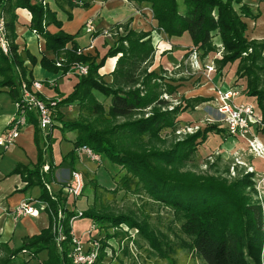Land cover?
I'll return each instance as SVG.
<instances>
[{
	"label": "trees",
	"instance_id": "trees-1",
	"mask_svg": "<svg viewBox=\"0 0 264 264\" xmlns=\"http://www.w3.org/2000/svg\"><path fill=\"white\" fill-rule=\"evenodd\" d=\"M63 1L67 7L74 5L72 0ZM133 1L148 4L152 21L150 30L123 25V31L116 35L111 45L106 46L101 54H92L77 53L85 46L77 43L76 34L61 29L53 33L46 30L48 24L59 28L62 22L46 4L31 0H0L7 42V53L0 50V88H4L16 104L15 114L9 122L23 109L25 124L33 127L36 148L35 162L16 164L12 173L24 181V191L38 186L36 199L47 207L46 227L36 234L21 237L19 245L13 247L9 239L0 236V264H26L39 254H43L39 264H72L68 256L70 227L67 221L73 212L64 208L66 196L61 195L60 189L50 196L44 183L52 180L53 169L61 161L68 158L72 167L74 151L80 145L88 146L92 152L123 170L114 179L116 189L143 194L168 209L186 239L181 240V246L203 264H264V211L249 177L226 181L216 174L179 170L193 162L197 145L206 139L207 134H222L221 126L207 124L173 143L159 136L161 130L174 131L185 108L193 107L205 98L197 95L185 97L168 109L170 101L163 95L173 93L177 84L163 80L161 74L151 67L156 51L151 31L162 32L170 39L186 35L190 50L193 49L199 57L218 52L219 56L212 60L216 76L224 73L225 65L235 62L230 83L233 86L238 79H244L243 101L250 98L263 118L264 39H248L245 34V19L256 15L242 0H181L182 9H179L177 0ZM86 5L82 3L83 7ZM18 8L29 12L27 27L42 37L44 51L51 53L52 57L44 53L35 55L26 48L17 50L14 23L18 19ZM65 18L70 19L67 11ZM115 56L109 72L110 81L106 82L98 69L107 58ZM57 58L62 60L55 65ZM36 63L47 71H60L61 74L68 72L75 63L86 66L85 74H70L73 81L68 92L57 91L59 98L53 104H45L53 122L44 134L37 123V111L27 109L28 104L19 91L20 80L27 85L33 80L31 67ZM95 92L107 99L106 106L95 97ZM37 96L45 100L42 95ZM73 103L87 115L64 119L60 108ZM54 128L61 133L74 132L70 140L72 147L58 164L50 158L45 159L54 139L51 135ZM224 131L228 135L226 129ZM166 144L167 147L162 148ZM44 164L46 169L42 168ZM90 186L96 192L99 184L91 178ZM58 207L63 214L59 221L63 238L56 244L51 224ZM81 216L90 218L102 231L96 264H110L103 251L106 239L112 236L107 233V228L121 224L136 229L147 257L156 256L174 264L173 247L167 235L153 231L144 219H137L129 213H105L94 205ZM134 244L140 247L136 239ZM121 250L125 255L129 253L127 242ZM112 264L126 263L116 258Z\"/></svg>",
	"mask_w": 264,
	"mask_h": 264
},
{
	"label": "rangeland",
	"instance_id": "rangeland-1",
	"mask_svg": "<svg viewBox=\"0 0 264 264\" xmlns=\"http://www.w3.org/2000/svg\"><path fill=\"white\" fill-rule=\"evenodd\" d=\"M242 1L246 3L250 7L252 13L256 15L255 18L245 19L247 25L245 32L246 37L248 39L255 40L264 39V24L258 22L260 20L259 17L264 14V11L259 10L258 6L256 7L254 5V2L259 3L260 0L254 2L251 0ZM177 2L179 9H182L183 4L181 0H177ZM16 13L21 17L24 13V17L28 20V11L26 9H20L18 12L16 9ZM117 19L118 16L114 20ZM151 26L152 24L150 25V28ZM145 28H147V26H145ZM79 33H81V31H79ZM258 34L262 37H257ZM151 36L156 50L154 57H152V62L154 59L159 60L160 56H164L162 62L165 64L158 66L156 63L157 65L156 67L154 66V69L159 72V74H161L163 80H171L173 84H177V87L173 93L169 95H163V97H166L167 100L170 101L167 108L170 109L172 106H175L179 103V101H181L182 98L185 97L197 95L205 98L204 101H201L193 107H186L179 120H177L178 125L176 124L175 130H161L159 135L160 138H166L169 143H173L174 141L181 140L186 135L192 134L196 130L202 129L205 125L211 123H214L219 127L221 126L223 130L222 134H216L212 132L207 134L206 139L197 145L193 162L180 167L179 170L192 171L194 174H216L218 177L220 176L225 178L226 181H230L238 177L240 178L242 176H248L255 186L254 188L256 190L255 192L257 199L259 198L257 194L260 192L259 201L262 202L264 211V173L260 172L262 168V161H259L260 159L256 160L257 158H262L264 156V148L262 157L254 155L252 156L247 151V143L245 139L238 137L233 138L225 134L224 123L216 111L218 106L216 97L217 90L224 91L231 89L232 91H236V93L239 94L238 96L236 95L238 100H244V79H238L233 86L230 83L233 78L235 62L225 65L223 69L226 70V72L229 69L227 73L224 71V73L219 75L217 74L216 76L215 67L212 60L219 56L217 51L209 52L205 57H199V55L196 54V57L193 58L191 55H189L191 51L190 45L179 47L177 45L168 44L166 41L170 40V38H168L162 32L151 31ZM80 37V40L86 39V36L83 34ZM214 40L218 45V38L215 37ZM182 42H179L178 44H182ZM160 43L163 44L162 47H159ZM94 45L98 48L97 50L99 54H101L105 49V46L102 45V38L100 37L96 41L94 40ZM176 48L178 49L176 50ZM34 54L37 55V53ZM164 60L166 62H164ZM206 65L211 66L212 71L207 70V68H205ZM34 66H37V72H39V68H41V74L44 73L47 76L33 78L34 80H37L41 83V87L38 92L43 96V98H48V101L55 102L56 98H59L57 91H63L65 93L69 91V87L73 81L71 75L61 74L60 71H57L56 73L47 71L46 69L40 67L38 63L34 64L33 67ZM45 81H53L54 85L47 86ZM209 88H211V91ZM94 94L95 97L101 101L104 106H106L107 99L103 98L96 92ZM246 100L253 105V102L250 100V98ZM61 112L63 114V118L66 120H73L87 115L84 110H79L78 105L74 103L63 107ZM146 115L147 114H144V116ZM117 120L120 121L119 119ZM66 132L71 131H65L64 133ZM57 134H61L58 129H56L55 132H52L51 135L53 137ZM247 135V138H253V128H250ZM60 139V137H58L59 141H57L56 138L53 139L49 146L47 159H51L52 157L51 161H54L55 164L61 161L62 157L65 156L72 147L70 142ZM166 147L167 144L162 148ZM73 156L74 164L76 165L80 162L81 165L77 168H71L81 173L83 186L78 197H66L64 208L75 214L77 211L82 213L86 211L91 205H94L97 209H101L105 213H129L134 215L137 219H144L152 227L153 231L167 235L173 247L172 250L174 254H172V259L174 264H203L202 261L192 256L184 247L181 246V240L186 241V239L179 232L178 223L173 221L172 215L168 209L158 203L150 201L143 194H136L132 193L131 191H124L123 189L115 188L116 183H114V179L116 180L123 171L119 168V166L110 163L107 159L100 156V161L96 163L95 161L89 160L82 153L77 152L76 150L74 151ZM253 157L256 158L253 159ZM64 162L68 163L69 159H65ZM61 166L65 167L64 165ZM66 168H68V166ZM230 168H232V170H230ZM91 178L99 184L96 192H93L90 186ZM49 184L52 188L56 187L57 189L58 187L53 183L51 184L49 182ZM50 194L53 193L51 192ZM57 212L63 216L62 210H60L58 207L56 209L55 215L52 217L55 218ZM44 214L47 217L46 213H42V216H44ZM76 214L78 215V213ZM46 217L44 216L45 222H47ZM67 222L69 225V221ZM91 224L94 228L89 232V225ZM69 226L72 235L79 238L80 242L83 244L94 239L98 241V239L103 236L101 229L98 228L97 225L88 217L79 215ZM135 230V228H129L124 224H121L117 227L107 228V233L112 234V236L106 239L107 245L103 248V251L105 255L110 258H108V262L110 261V264L115 262L116 258H120L126 264H170L164 259L156 256L147 257L145 245L143 241L139 239ZM51 231L54 233V238L57 236H63L62 227L61 229H53L51 226ZM122 232L125 233V235H123ZM114 233L116 235H113ZM134 239L137 240L140 247H137L136 244H134ZM125 242H127L129 251V253L126 255L120 252L122 251L121 247ZM98 254L99 247L94 264H96V258ZM42 258L43 257L41 254H39L36 259L30 260L26 264H39V261Z\"/></svg>",
	"mask_w": 264,
	"mask_h": 264
},
{
	"label": "crops",
	"instance_id": "crops-1",
	"mask_svg": "<svg viewBox=\"0 0 264 264\" xmlns=\"http://www.w3.org/2000/svg\"><path fill=\"white\" fill-rule=\"evenodd\" d=\"M251 1L254 2L258 0ZM44 2L50 9L56 12L57 18L62 20L59 28L53 24H48L46 30L53 33L61 29L65 33L76 34L75 40L77 43L86 48L84 52H90L92 54L98 52V48L94 45V40L96 41L99 37L102 38V45L106 47L112 44L116 35L122 31L123 25L134 29L141 28L142 30H149L152 22L151 11L148 4L143 2L136 3L133 0H72L74 5L71 7H67L63 0H44ZM82 3H86L87 5L83 7ZM254 5L256 7L258 6L259 10L264 11V0H260L259 3L254 2ZM18 11H20V9H17V12ZM66 11L70 14V19L65 18ZM24 16V13L22 17L18 15V19L14 23V32L16 34L14 42L17 45V50L26 48L32 53L39 54L38 52H40L51 57V54L43 49L42 37L35 34L27 27L29 20ZM117 16L118 19L114 20ZM259 18L260 20L258 22L264 24V14ZM145 26H147V28H145ZM79 31H81V33H79ZM82 34L86 36V39L80 40ZM257 37L262 36L258 34ZM179 42H182V44H178ZM166 43L179 47L191 45L186 35H183L179 39L167 40ZM162 46L163 44L160 43L159 47ZM177 49L178 48H176V50ZM163 57L164 56H160L159 60L154 59V61L151 62V67L154 69L157 64L158 66H162L164 64L162 62ZM115 58L116 56L107 58L103 66L98 69L99 73L103 74L102 79L106 82L110 81L109 72L112 70ZM165 60L164 62H166ZM36 68L37 66L31 67L32 79L36 77H47L44 73L41 74V68H39V72H37ZM224 71L226 72V70ZM228 71L229 69L227 72ZM65 74L70 75L71 72ZM209 90L211 91V88H209ZM15 111V103L11 101L5 89L0 88V134L14 116ZM261 119L264 122L262 117ZM260 128L255 135L264 148V126ZM46 129L48 128L41 129V134H44L47 131ZM55 131L56 128L52 129L51 134ZM73 136L74 132L71 131L57 134L53 136V138L59 141L58 137H60V140L64 139L70 142ZM35 158L36 148L33 142V127L30 124L23 125L18 135L7 147L3 148L0 146V236L4 239H9L13 247L20 244L21 237L36 234L41 228L47 225L44 218L46 215L44 214V216H42V213H46V210H39L36 216L21 215L18 218H13L11 214L12 208L23 201H28L32 205L38 206L39 200L36 199L39 194L38 186H32L24 191V181L21 180L18 174L12 173L16 164L27 165L34 163ZM254 158L256 157H253V159ZM45 159L47 160L46 155ZM256 160L262 161L260 172L264 173V156ZM53 163L55 164L54 161ZM80 165V162L75 165L74 160L72 161L73 168L80 167ZM44 166L46 167V164L42 166L43 169H46ZM67 166L68 168H66ZM70 168L69 162L65 163L64 161H61L58 166L54 167L53 177L50 183L58 187L57 189L56 187L52 188L48 183L52 193H56L58 189H60V186L66 182L69 171L73 170ZM41 256L43 257V254H41Z\"/></svg>",
	"mask_w": 264,
	"mask_h": 264
},
{
	"label": "built area",
	"instance_id": "built-area-1",
	"mask_svg": "<svg viewBox=\"0 0 264 264\" xmlns=\"http://www.w3.org/2000/svg\"><path fill=\"white\" fill-rule=\"evenodd\" d=\"M32 2L40 3L44 5V0H31ZM28 19L30 18L29 12L27 13ZM90 47V46H88ZM86 48H81L77 50V53L84 52ZM0 50L3 53H7V42L5 39V30L3 26L2 17L0 16ZM191 57L195 58L196 53L192 49L189 53ZM61 58L55 59V65H58L61 61ZM205 68L207 70H211L212 68L209 65H206ZM68 72H75L78 75H83L86 72V66L80 63H75L68 70ZM66 72V73H68ZM47 86H53V81H45ZM41 87V83L37 80H32L29 85L25 83V81H19V91L22 99L28 104L27 109H34L37 111V123L40 129L48 128L49 125L53 122L50 117V110L46 103L53 104L54 101H48L47 99L43 100L37 94H40L38 91ZM236 95V91H232L231 89H227L224 91L217 90V113L221 117V120L224 123V127L231 137H238L245 139L247 143V151L253 156H261L263 155V146L256 138V132L263 125V121L261 119L260 114L258 115V111L254 108V106L243 100H238ZM16 106V104H15ZM25 125L24 111L20 110L19 114L16 115V118L9 122L8 126L4 128L3 132L0 134V146L3 148L7 147L15 137L18 135L21 127ZM252 125V127H251ZM250 128H253V138H247V134L249 133ZM179 129V128H178ZM77 152L82 153L86 158L91 161H95L98 163L100 161V157L98 154H95L90 150V148L86 145H80L75 149ZM44 168H46L44 166ZM232 170V168H230ZM83 186L82 175L80 172L76 170L69 171V176L66 182H64L60 186V193L66 197L70 196L72 198H76L80 195L81 189ZM44 187L46 191L50 194V187L48 183H44ZM255 187V186H254ZM259 192V191H258ZM51 196V194H50ZM260 198V192L257 194ZM258 198V199H259ZM46 204L39 201L38 206H34L28 201H23L14 206L11 210V214L13 218H18L21 215H29L36 216L39 210H46ZM58 211V210H57ZM75 213V212H74ZM78 213V215L76 214ZM75 214L69 217V225L73 222V220L81 215L80 211H77ZM62 218L60 213L56 217H52V228L61 229V224L59 223V219ZM70 227V226H69ZM93 225H89V232L93 230ZM70 234V249L68 252V256L71 260L72 264H94L95 257L98 251V241L96 239L88 241L86 243H81L79 238ZM63 238V236L55 237L56 244Z\"/></svg>",
	"mask_w": 264,
	"mask_h": 264
}]
</instances>
